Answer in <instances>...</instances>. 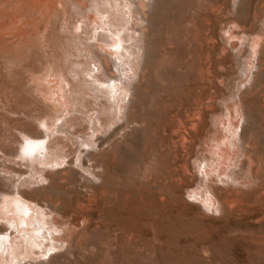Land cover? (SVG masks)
I'll use <instances>...</instances> for the list:
<instances>
[{"label":"rangeland","instance_id":"374dc122","mask_svg":"<svg viewBox=\"0 0 264 264\" xmlns=\"http://www.w3.org/2000/svg\"><path fill=\"white\" fill-rule=\"evenodd\" d=\"M22 1L0 0V5L4 6L5 4L2 10L1 22L5 24L11 18L6 13H11V10L13 11L15 6H18ZM73 1L75 0L51 1V4H55V6L61 3L67 14L65 18L60 13L54 15L55 19H53L52 25L55 23V26L52 33L50 31L48 36L49 44L45 46L46 49L37 46V42L32 37L26 36L25 43L20 49V52H22H19L20 57L18 60L13 62L10 61L11 59H9L7 54L0 55V165H3L4 169H7L5 167L10 165L11 170H15V168L20 172L28 170L25 163L16 158V152L18 151L17 138L20 133H25L32 138L33 135L38 136L33 134L40 132L39 127H34L35 123H37L35 121L36 118H43L51 122L57 115L63 114L59 106V103H62L60 96L63 94L66 98L68 96L74 107L79 105L76 109L78 113L75 112L73 118L76 116V119H74L78 120V122L80 118L82 120L79 122V127L71 128L70 131L73 134L76 130L85 132L88 116L92 117V110H94L93 103L98 100H105V97H101V93L96 91V89L92 91L81 84H76L77 92L70 90L69 78L71 77L69 75H71V72L69 71L75 68L73 67L76 66L74 65L75 62L77 64L88 62L91 68L96 71L94 63H91L92 61L89 59L90 54L85 51L89 50L88 44H92L93 41L91 33L84 29L86 23H90L93 20L92 14L86 12L83 18L82 30H79L77 35H82V38L79 37L84 40L80 39L81 41L79 40L78 44H73L74 41L71 39L73 37L64 33V29H62L64 19L68 22V26H71L75 21L81 20L76 19L74 7L78 8L87 4L86 6L89 8L92 5V0ZM80 1L82 4L77 5L76 3ZM96 1L103 2L104 0ZM142 1L146 4L148 3L147 6L145 5V13L147 15H145L144 25L136 13L132 14L134 22L133 20L130 21V24L135 25V19L137 18L139 25L141 24V26L145 27L146 24H149V27L146 25L145 31L147 32L146 35L149 34V37H146L151 38V41L146 40L147 44L149 42V46H145L147 49L151 47L150 51L148 50L151 56L148 52L145 55H148H146L147 58L150 56L152 60L150 58L147 59L145 56L147 59V61L144 59V64H147L145 70L146 68H149V70L145 71L144 76L146 75L147 77L145 76L142 80L141 84L145 83L140 88V97L137 103L139 111L136 120L139 124L133 125L130 123L134 128L128 124V127L126 126L127 129L125 127L123 130L118 131V134L114 135L116 136L114 139L120 138H117V140L112 139L114 142L112 148L106 150L105 153L103 152L105 155L102 154L95 157L96 160L100 159L104 163L103 165L106 166L104 167L106 169L103 170V172L105 171L103 175H107L109 179L103 176V179L107 178V180H102V185L100 183L90 187V192H87L89 186L85 184V181V185L81 184V181L83 183L84 178L82 176L86 177L88 174L83 169H78L82 176H79L78 179L77 177L75 178L77 182L74 181L72 183L73 186H70V183L67 185L54 182L56 184L53 183L54 187L51 186L52 188L50 187L49 190L45 189V192H36L40 194L44 192L41 195L47 192L45 197L53 194L50 197L53 202H56L55 208L58 207L60 209L59 212L58 209L56 210V216L61 217L65 225H67L66 227L75 235L72 234L66 244L52 245L45 255H42L44 252L42 250L44 245H42L38 250H34L30 257L21 259L23 257L21 256L19 258L21 259L20 264H264V56H262L263 51L259 50L263 49V47H260L263 46L261 44H264V29L261 34H258L257 31L260 25L264 26V0H240L243 4L239 0H235L234 3L233 0ZM110 2L113 3L115 1L110 0ZM256 13L260 14L259 17ZM35 18L37 17L33 14L18 17L21 21L32 20L33 23L37 22L38 26H43L44 22L42 20L37 21ZM259 18H262L261 23H259ZM37 23L34 25L37 26ZM77 23L79 24L80 22L78 21ZM253 25H256V29ZM209 27L210 29H208ZM32 29V26H28L24 31L25 33H30ZM22 36L24 38L25 34ZM211 36L212 38L210 39ZM17 37L20 38V36ZM5 38L1 37V41H4ZM7 39L14 41L11 36L7 37ZM255 40L258 43L255 47L257 50L255 49L253 53L254 57L248 56L247 48ZM212 41L213 44L211 43ZM214 41L217 43H214ZM104 42H96V48L108 47L109 45ZM246 42L247 44L245 45ZM230 43H237L235 44L237 47L234 52L237 50L239 53L225 52L226 56L224 57L221 51L227 49L229 51L231 45H234ZM25 45L27 46L25 47ZM67 47L68 49H65ZM66 50L70 55H66ZM258 51L262 53L258 54ZM48 54H50V58L47 57ZM219 54L221 55L220 57ZM81 55L83 56L81 57ZM258 55L262 57L259 56V59ZM217 57L222 58L219 59ZM256 57L260 62L262 61L263 65L256 62ZM1 58L3 59L1 60ZM49 59L55 61V66L52 69L49 67ZM207 59L208 61H206ZM148 60L149 67L148 63H145ZM246 61L249 63L251 61L253 66L249 67ZM243 62L249 67L248 69L243 68L245 67ZM254 66H258V70ZM125 68H127L126 65H120L117 68L114 67L113 72L116 76L122 75V70ZM219 68L221 69L219 70ZM254 69L256 70L253 71ZM251 72L253 73L251 74ZM138 73L141 74L139 69H137V76L135 77L141 76ZM65 75L68 76L66 77ZM60 79L67 84V91L64 90L65 85L62 80L60 82ZM251 83L252 86H250ZM52 86H54L55 90H53ZM238 96H241L242 104L246 105L244 108L240 103L237 106L239 112L242 108L246 112V125L244 124V127L249 131V135H247L248 133L245 129L249 139L244 134L246 138L244 141L248 140L247 145L245 144L246 142L244 144L249 147L245 148L247 150L246 156L244 155L245 158L241 152H237L235 158H230L227 167L229 173L236 170L233 173H235L238 180L240 179V186L242 188L245 187L243 188L244 191H240L242 189L240 187L238 193H242H239V195L243 198L245 191L247 192L245 196L251 195L246 197V199L243 198L244 201L248 202L245 201L247 204L244 201L242 203V200L238 199L239 203L237 204L244 208L240 207L237 211H235L236 207L239 206L237 204L234 205L235 203H232L234 206L229 211L227 209L230 206L225 207L224 211H221L219 204L216 202L217 210L212 213L210 210L207 211L206 213L210 214H207V218L205 217L206 214L202 213L194 204L185 205L186 203L182 202L181 198L183 193L185 194L188 182L184 178V181H181L180 177L183 174V168L185 172L187 168V173L194 174H190L191 176H196L198 174L197 166L201 158L207 159L209 163L213 160V154L204 152V143L208 140L207 144L214 146L217 141L214 138L216 131L215 121L225 119L223 115L225 105L233 106V98L237 99L239 98ZM197 110L199 111L197 116L200 115L201 117H196V120L199 118L198 120L202 123H199V125L195 124V128L200 133L194 132L195 128L193 131L190 129L193 128L190 122L194 120L195 117L193 116H196L194 112ZM226 112L229 114L227 110ZM43 115L44 117H41ZM190 118L191 121L188 120ZM84 120H87V122ZM240 122L242 123V121H239L241 126ZM119 123L121 121L117 120L114 124H110V127L108 126L109 129L107 127L102 132L98 131L96 133L97 137L108 136L110 130L119 125ZM186 126L188 127L186 128ZM175 127L177 128L175 132L180 133L178 136L172 131L176 129ZM201 129H203L202 132ZM185 130L187 131L186 133L184 132ZM189 132L190 134L193 132L192 138H190ZM196 135H199L198 138H196ZM124 136H127V138L124 139ZM180 137H185L182 140L185 141L184 144L183 142L180 143L183 147L178 144V142H181ZM193 138H196V141ZM92 139L95 140V137ZM218 139L220 140V138ZM63 141L67 142L68 140L63 139ZM173 141L176 143L174 144ZM138 145L139 147L137 148ZM172 145H175V147ZM196 146H202L200 148L202 151L198 147L197 149ZM70 147L74 148L73 145L68 144L70 150L64 149L66 153L61 150L62 154L64 153L65 155V162L73 159L75 155ZM8 148L14 151H6ZM252 148L255 150H252ZM85 152L81 151V158L85 157L87 154ZM230 156L233 155L230 154ZM242 157L243 160H241ZM185 159L187 160L186 163H188L185 165L186 168L183 166ZM238 160L243 163L240 162L241 164L237 168ZM177 165H181L182 168L181 166L177 167ZM249 166L251 167L249 168ZM10 167L8 168L10 169ZM241 169L242 171L240 172ZM176 171L180 173L178 172V175H174L177 173ZM44 173L43 171L41 174ZM179 178L180 181L178 180ZM171 179L174 181H172L173 183H171ZM75 182L77 185H75ZM9 183L8 179L0 180V184L3 185H0V192L11 190L8 187ZM44 183L46 184L47 182L45 181ZM184 185L187 186L185 187ZM36 186L37 184H27L22 189L32 193L31 189ZM104 186H108L106 187L107 189ZM177 187L180 189H177ZM248 187L251 188V191ZM103 188L105 192L108 190L106 196ZM245 189H248V191ZM97 193H100V195ZM101 195H104L103 199H101ZM176 195H180V197ZM178 198H180V202L177 201ZM52 199L50 200L52 201ZM54 199L56 200L54 201ZM189 200L193 201L192 198H189ZM79 202H81V205ZM157 202L160 205H156ZM177 204L180 207H177ZM149 205L151 206L149 207ZM157 206L160 208L158 209ZM75 207L76 210H80L83 213L74 210ZM77 207L80 209H77ZM161 208L162 210L160 211ZM219 210L221 212L220 216ZM159 212H164L163 216ZM59 213L62 214L59 215ZM160 215L162 216L161 219L159 218ZM51 255L53 256L52 261H48Z\"/></svg>","mask_w":264,"mask_h":264},{"label":"bare ground","instance_id":"6f19581e","mask_svg":"<svg viewBox=\"0 0 264 264\" xmlns=\"http://www.w3.org/2000/svg\"><path fill=\"white\" fill-rule=\"evenodd\" d=\"M51 1L52 0H23L18 6H15V9H13V11L11 10V13H9V12L6 13V14H9V17H11V18H9L8 21L6 20L7 22H5V24L3 22H1L2 13H3L2 10H3V7L5 6V4H4V6L0 5V55L7 54L9 56V59H11L10 61H13V62L15 60H18V58L20 57L19 52L25 43L26 36L32 37L34 39V41L37 42V46H40L42 48H45V46L47 44H49L48 36L50 34V31L52 33L53 27L55 26V23H54V25H52L53 19H55L54 15L57 13H60V15H62V17L65 18L66 14H67L66 9L61 5V3H58L55 6V4L54 5L51 4ZM75 1H73V2H75ZM114 1L115 2L111 3L110 0H104L103 2H97L96 0L95 1L92 0V5H90L89 8H88V6H86L87 5L86 3H85L86 5H83L84 7L83 6H81V7L77 6L78 8L74 7L73 8L74 14L76 16V19L77 18L81 19V20H78L80 23L78 24L77 23L78 21H75L73 23L74 25L72 24L71 26H68V24H67L68 22H66V19H64L62 22V26H63L62 29H64L63 32L66 33L67 35L70 34L71 37H73V38H71L74 41L73 44L76 45L79 43L78 41L82 38L81 37L82 35H79L81 37L80 38L77 34L79 33V30L80 31L82 30L83 18L85 17L86 12H90L93 16V20L90 23H86V25L84 26V29L87 32L91 33L92 40H93L92 44L87 43L89 50L85 47V49L88 50V51L87 50H85V51L88 54H90L89 59L92 61L91 63H94V67L96 68V71H94V68H91V66L88 62H86L85 64H81V63L77 64L75 62L74 65H76V66H73L75 68H72L71 71L67 70V71L71 72V75H69V77H71V78H69L70 90H72V91L75 90L77 92L78 89L76 88V84H79V85L81 84L83 87L87 86L86 88H89L92 91H95V89H96V91L101 93V95H102L101 97H103V96L105 97V100H98L97 102L93 103L94 110H92V117L88 116V118H89V119H87L88 122H87V120H84L87 122V123L84 122V123H86L85 129H84L85 132L83 133L81 130H79V132L80 131L82 132V133L81 132L79 133L78 130H76V132L73 134L70 131L71 128L75 129V128L79 127L78 126L79 122L82 119L80 118V120L78 122V120L77 121L75 120L76 116L74 117L75 119L73 118V115H75V112H77L76 109L79 105L77 104L78 106L74 107V105L68 99V96L66 98L63 94L62 96H60L62 98V103H59V106L61 107L60 109H62L63 114L61 113V114L57 115L55 117V119L52 120L51 122H49L48 120H44L43 118H39V117L36 118L35 121L37 123H35L36 125H34V127H36V126L39 127L40 132L39 133L35 132L33 134H36L38 136L33 135V138H32L25 133H20L19 137L17 138L18 139V141H17L18 142V149H17L18 151L16 152L17 153L16 158H18L19 160H22L25 163L28 170L27 171L22 170V172H24V173H22L20 171H17V168H15V170H11L10 165L9 166L5 165L6 166L5 168H7V169H4L2 167L3 165L2 166L0 165L1 166L0 167V180L8 179L10 181V183L8 184V187L11 188V190H8V191L3 190L4 192H0V264H20L21 259H24L25 257H30L31 254L34 252V250H38L39 248L42 247V245H44V249H42V250H44V252L42 253V255H45L51 249L52 245L66 244L67 241L69 240V238L72 236V234L75 235V233H71V231L66 227L67 225H65L64 220L61 217L56 216V213H57L56 210L58 209V207L55 208L56 202H53V199L51 198L52 197L51 195H53V194H50L51 197L50 196L45 197L47 192L43 195H41V194L44 193L47 189L49 190L50 187L53 186L54 182H56L57 184H67V185L70 183V186H73L72 183L74 181L77 182V180H75V178L77 177V179H78L79 176L80 177L82 176L80 174V172L78 171V169H83L88 174L86 177L82 176L84 178L83 183L81 181V184H84V181H85L86 182L85 184H87L89 186L87 192H90L89 191V190H91L90 187H93L97 184L99 185L100 183L102 185V180H104V179L107 180V178H108L107 175H103V174H105L104 173L105 171L103 172V170L106 169V168H104L106 166L103 165L104 163H102L100 161V159L96 160L95 157H97V155L98 156L102 155V154L105 155L104 154L105 151L112 148L113 143H114L112 141V139H114L116 137L114 135L116 133L118 134V131L123 130L126 126L128 127V124L131 126V124L134 125V124L138 123V121L136 120L137 114L139 111V107L137 106V103H138L139 97H140V88H141V86H143V84L145 82L143 84H141V83H142V80L144 79V77L146 76V75L144 76L145 71H147V69L149 70V68H146V70H145V67H147V64H144V59H146L148 56L147 54H146L147 55L146 56L145 53H147L148 50L150 51V49H151V47H149L150 49L146 48L149 46V42L147 44L146 40L151 41L150 40L151 38L146 37L149 34L146 35L147 32L145 31L146 25L149 27V24L145 23L146 24L145 27L143 26L144 21L146 20L145 15H147L145 13V9H146L145 5L147 6L148 3L146 4L142 0H114ZM84 2H86V1H84ZM234 2H235V0H233V3ZM78 3H76V4L77 5L82 4L81 1ZM149 6L151 7V5H149ZM148 9H150V8H148ZM134 13H136L139 16L140 20L143 21L142 26H141V24L139 25V21L137 20V18L135 20H136V24L138 23L137 24L138 27L136 26V24L135 25L130 24V21L133 20L132 14H134ZM28 14H33L34 16H36L37 18H35V19L37 21L42 20L44 22L43 26H41V27L38 26L39 24L37 22H35V23H37L36 24L37 26H35L34 25L35 23H33L32 20L31 21L30 20L21 21L19 19H22V18L18 19V17H24ZM4 15H5V13H4ZM256 15L259 17L260 14L256 13ZM261 20H262V18H259V23H261ZM133 22H134V20H133ZM77 24H78V26H77ZM28 26H32L33 29L30 33H28V32L25 33L24 30ZM255 27H256V25L254 26V28ZM208 29H210V27ZM263 29H264V26L260 25L257 28L258 34H261L263 32ZM241 32H239V33H241ZM23 34H25L24 38H22ZM85 35L87 36V34H85ZM226 35H228V34L226 33ZM10 36L14 38V41L13 40L9 41L7 39V37L9 38ZM17 36H20V38H18ZM1 37L2 38L6 37V38L4 41H1ZM211 38H212V36L210 37V39ZM106 39H107V41H106ZM81 40H84V39H81ZM108 40H109V42H108ZM98 41H100L102 43H103V41H105L104 43H107L109 46L105 47V48H100V47L96 48V44L98 43ZM215 42L216 41H214V43ZM211 43L213 44V41ZM257 43H258L257 40H255L253 43H250V46L247 48L248 56H253V53L256 49L255 47L257 46ZM222 44H224V43H222ZM230 44H234V43H230ZM235 44H237V43H235ZM235 44L231 45L229 51H228V49L222 50L221 54L223 53L222 55L225 57L226 56L225 52H227V53L232 52L233 54L239 53V52H237V50H236V52H234V50L237 47ZM246 44H247V42L245 43V45ZM260 44H261V42H260ZM261 45H263V46H261L260 48L263 47V49H259V50L260 51L262 50L263 53L258 51V54L262 53L263 54L262 56H264V44H261ZM26 46L27 45H25V47ZM66 46H68V45H66ZM65 49H68V47ZM242 50H243V48H242ZM245 51H246V48H245ZM240 52H242V51H240ZM149 53L150 52H148V54ZM66 55H70L68 51L66 52ZM82 56L83 55H81V57ZM145 56H146V58H145ZM150 56H149V58H150ZM220 56L221 55L219 54V57ZM259 56L262 57L261 55H258L259 59H260ZM47 57L50 58V54H48ZM219 57H217V58H219ZM149 58H147V59H149ZM221 58H219V59H221ZM258 58H257L256 62L259 64L261 63L263 65L264 61L262 63V61L260 62ZM2 59L3 58H1V60ZM79 59L81 60V58H79ZM147 59L145 61H147ZM263 60H264V58H263ZM206 61H208V59ZM251 61H250V63L246 61L247 65H249V67L253 66ZM145 63H148V67H149V60H148V62H145ZM243 63H244L243 65L245 66L243 68L248 69L249 67L246 65V63L245 62H243ZM56 64H57V62H56ZM259 64H257V65H259ZM120 65H123V66L126 65L127 68L122 70V72H123L122 75L116 76V74L113 72V68L114 67L117 68ZM54 66H55V61L50 60V64H49L50 69H52ZM60 67L62 68V66H60ZM257 67H255V68L257 69ZM137 69H139V71H141V74L138 73L139 75H141L140 77H135V76H137ZM220 69L221 68H219V70ZM256 69H254L253 71H255ZM157 70H159V69L157 68ZM208 70H210V69L208 68ZM69 72H68V74H69ZM252 73L253 72H251V74ZM255 74H258V73H255ZM208 76H209V74H208ZM256 76H258V75H256ZM61 80L62 79H60V82H61ZM210 82H212V81H210ZM62 83L65 85L64 90L67 91V87H68L67 84L64 82V80H62ZM41 85H39V86H41ZM247 85H248V83H247ZM250 86H252V83ZM257 87H258V85H257ZM52 88H53V90H55L54 86H52ZM245 90H246V88H245ZM147 91H148V89H147ZM250 92H252V91H250ZM243 96H244V94H243ZM240 97L237 99L235 97L233 98L234 99L233 100L234 101L233 106L225 105V112L223 113L225 119H223L222 121L221 120L215 121L216 125L215 124L214 125L216 126V131L214 134V138H215V140L217 139V141L214 144V146H209L207 144L208 140L206 141V143H204L205 144L204 146L202 144L203 150L205 153H207V154L211 153L214 155L213 160L209 163L207 161V159L201 158L200 163L197 166L198 174L194 177L191 176L194 174L187 173L188 170H187L185 165H187L188 163H186L187 162L186 159H185L186 160L185 163L183 164V166H185V168H186L185 169L186 172L184 171V168H183V170H182V173H183L182 176L183 177L181 176L180 178H181V181L184 178L188 182V186L184 185L185 187L186 186L187 187L185 190V194L183 193L181 200L183 203H186L185 205H187V204L193 205L194 204L195 207L197 206L198 209L202 213L206 214L205 217H207V214H209V213H206L207 211L210 210L212 213L214 210H217L218 206L216 207V202L219 204V208L221 211H224L225 207L230 206V207H228V209L226 208L229 211V209H231L232 206L239 203L238 199H240V201L242 200V203H243V201H244L243 198L246 199V197H249L251 195L250 194L249 196L248 195L245 196V193H247L246 191H245V193L243 192L244 193L243 198H242V196L239 195V193L240 194L242 193V192L238 193V190L241 187L240 186L241 182L239 181L240 179L238 180L237 177L235 176V173H233L236 170L233 171L232 173H229L228 167H227V164H229L230 158L231 157L235 158L237 152H241L243 154V157L245 158L246 151H247V150H245V148L247 149L249 147V146H247V147L245 146V144L247 145L248 140L244 141L246 139L245 137H247L249 139V137L247 136V135H249V133H248L249 131H248V129H246L244 127L246 125L245 124V118H246L245 113L246 112L244 111L245 109L243 110V108L246 105L242 104V102H241L242 100H240ZM245 98H243V99L245 100ZM239 103L242 104V106H243V108L240 109V112H239V109L237 106ZM243 103H245V102H243ZM55 104H56V102H55ZM141 107L143 108V106H141ZM249 108H251V107H249ZM200 110H202V109H200ZM226 110L229 112V114L226 112ZM230 110H231V112H230ZM258 110H259V108H258ZM198 112H199L198 110L194 112V115L196 113V116H193L195 118H194V120H192V122H190L191 127H193V128H190V129H192V131L196 126L195 124L199 125V123L200 124L202 123V122H200V120H198L199 118L196 120V117H198V116L201 117L200 115L197 116ZM41 114H43V113L41 112ZM77 116H79V115H77ZM41 117H44V115ZM81 117H82V114H81ZM253 117H252V120L254 121ZM261 117H263V116H261ZM191 118L188 120L191 121ZM117 120H120L121 123H119V125L113 127L110 130L108 136L97 137L96 133L98 131L102 132L103 130L107 129V127L110 124H112V123L114 124V122ZM188 120H186V121H188ZM240 120L242 121V123L240 122L241 126L239 125ZM203 122H204V120H203ZM184 123H185V121H184ZM254 125L256 126V124H254ZM249 126H251V125H249ZM255 126H253V127H255ZM109 127H108V129H109ZM127 127H126V129H127ZM131 127L134 128L133 126H131ZM187 127L188 126H186V128ZM202 127H203V125H202ZM246 127H248V126H246ZM144 129H145V127H144ZM203 129H204V127H203ZM203 129H201V132ZM172 131H174V132L177 131V128L175 130H172ZM188 131H190V130H188ZM195 131L199 132L198 130H196V128L194 129V132ZM245 131L248 134L245 133ZM139 132H140V130H139ZM184 132L186 133L187 131L185 130ZM223 132H224V134H223ZM192 133L190 134V132H189V134L191 135L190 138H192ZM179 134L176 133L177 136ZM244 134L245 135L247 134V135L245 136ZM171 135H173V134H171ZM165 136H167V135H165ZM194 136H195V134H194ZM198 136L196 138H198ZM94 137H95V140L92 139ZM117 138L114 140H117ZM125 138H127V136L126 137L124 136V139ZM184 138H181V140H180L181 142H178L179 145L182 142L184 144L185 141H182V140H184ZM196 138H193V139L195 140ZM218 138H220V140ZM60 139H61V141H60ZM63 139H66L68 141L64 142ZM138 140H139V138H138ZM131 141H133V140H131ZM168 142H169V140H168ZM244 142H246V143L244 144ZM173 143H174V141H173ZM68 144H70L71 146L73 145L74 148L73 149L71 147L70 148L72 150V153L75 155H74L73 159L65 162L64 153H66V152L64 149L70 150L68 148ZM178 144H176V145H178ZM189 144H191V142H189ZM189 144H186V145H189ZM172 146L175 147V145H172ZM199 146H200V144H199ZM138 147H139V145L137 146V148ZM181 147H183V146H181ZM197 147L198 146H196V148ZM201 147H198V148L200 149ZM81 148H83V149L81 150ZM61 150H64L63 154H62ZM252 150H255V149L252 148ZM6 151L11 152L14 150L11 148H8ZM81 151L87 152V154L83 158L80 157ZM170 152H172V151L170 150ZM196 152H197V150H196ZM229 152L233 156H230ZM115 155H114V157H115ZM191 155H192V153H191ZM243 157L241 158V160H243ZM246 158H248V157H246ZM240 162H242V161H239V160L237 161V166H236L237 168H238V166H240V164H241ZM86 164H88V165H86ZM196 165H197V163H196ZM255 165H256V163H255ZM180 166L181 165H177V167H180ZM8 167H10V169ZM177 167H176V170H177ZM250 167L251 166H249V168ZM40 168H41V170H40ZM181 168H182V166H181ZM239 169H240V167H239ZM43 171L45 173L41 174ZM171 171H172V169H171ZM173 171L175 172L174 168H173ZM237 171H239V170L237 169ZM241 171H242V169L240 170V172ZM176 172L177 173L174 175H178L180 173L179 171H176ZM107 173H108V171H107ZM194 173H195V169H194ZM103 176H106L107 178L103 179ZM240 177L242 178V176H240ZM180 178L178 179L179 181H180ZM80 179H82V178H80ZM45 181L47 182L46 184L44 183ZM172 181L173 180L171 179V183L174 182V181L173 182ZM76 182H75V185H77ZM56 183H54V184H56ZM219 183H221V184H219ZM27 184L28 185H36L37 184V186L34 189H31L32 190L31 192L34 193V195H32V193H29L26 190L22 189V187L27 185ZM78 184H79V182H78ZM0 185H2V184H0ZM75 185H74V187H76ZM87 185H86V188H87ZM104 187H105V189H107L106 187H108V186H104ZM111 187H112V185H111ZM250 187H251V185H250ZM250 187H248V189ZM178 188L179 187H177V189ZM182 188H183V186H182ZM243 188H245V187H243ZM243 188L240 191H244ZM94 189H95V187H94ZM105 189L103 188V192H104V195L106 196V193L108 190L105 192L104 191ZM248 189H245V190L248 191ZM252 190H254V189H252ZM41 191H44V192H42L41 194L36 193V192H41ZM250 191H251V188H250ZM91 193H92V191H91ZM87 194H89V193H87ZM97 194L100 195V193H97ZM103 196L101 199H103ZM176 196L180 197V195H176ZM154 197H155V195H154ZM173 197H175V196H173ZM175 198H177V197H175ZM189 198H192L193 201H190ZM50 199H52V201ZM55 200L56 199H54V201ZM174 200H176V199H174ZM179 200H180V198L177 199L178 202H180ZM245 201H244V203H245ZM142 202H144V201L142 200ZM194 202H196V203H194ZM79 203L81 205V202H79ZM150 203L152 204V202H150ZM174 203H175V201H174ZM232 203H235V204L232 205ZM247 203H245V204H247ZM145 204H146V201H145ZM158 204L159 203L157 202L156 205H158ZM161 205H162V200H161ZM185 205H184V207H186ZM85 206L87 207L86 204H85ZM150 206L151 205H149V207ZM164 206H163V208H164ZM178 206L180 207V205L177 204V207ZM237 206H239V207H236L235 211H237V209L241 207L240 204L239 205L237 204ZM153 208H155V207H153ZM159 208L160 207H158V209ZM77 209H80V208L77 207ZM59 210L60 209H58V212H59ZM74 210H76V207ZM120 210H122V209H120ZM161 210H162V208L160 209V211ZM220 210H219V213H220L219 216L221 215ZM246 210L248 212L247 208H246ZM246 210H245V212H246ZM76 211L79 212L80 210H76ZM103 211H105V210H103ZM240 211H241V209H240ZM80 212L83 213L82 211H80ZM155 212H157V211L155 210ZM164 212L163 213L159 212V213H162V216H163ZM230 212H231V210H230ZM230 212H228V213H230ZM123 213H126V212H123ZM241 213H242V211H241ZM61 214L62 213H59V215H61ZM181 214H182V212H181ZM134 216H136V215H134ZM158 216H159V214H158ZM162 216L160 215L159 218L161 219ZM99 217H101V216L99 215ZM70 228H72V227H70ZM80 244H82V243H80ZM58 255H59V253H58ZM21 256H23V257L21 258ZM19 258H21V259H19ZM52 258H53V256L51 255L50 259L48 258L49 259L48 261H52Z\"/></svg>","mask_w":264,"mask_h":264}]
</instances>
